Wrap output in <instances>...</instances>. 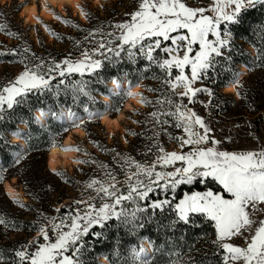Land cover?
<instances>
[{
  "label": "trees",
  "instance_id": "16d2710c",
  "mask_svg": "<svg viewBox=\"0 0 264 264\" xmlns=\"http://www.w3.org/2000/svg\"><path fill=\"white\" fill-rule=\"evenodd\" d=\"M102 1L112 2V7L108 8L111 15L116 16L118 19H128L129 21L130 17L126 14L136 10L139 2V0H130L131 6L119 9L117 7L118 0ZM210 1L211 0H182V2L189 7H199L203 9H205L206 2ZM102 8L107 9L105 5L102 6ZM19 12L20 5L16 0H12L8 5L0 2V35L3 37L0 38V53H2V55H0V66L6 63L20 64L26 67L38 64L40 65L39 69H41L44 74H47L48 69L53 66V62L60 63L61 69H63L66 67V65L62 63L65 59L72 62L83 61L82 59L72 60L73 56H69L65 52H53V50L45 46L43 42L37 47L35 42L30 40L26 31L27 29L22 28V31L25 33L14 31L11 26L15 19L18 20ZM95 12L94 15H91L86 11L87 23L78 22L81 28H74L68 25L70 28L67 34L63 32L51 34L54 41L75 42L81 40L84 34L92 36L90 32L97 28L98 25L102 24L111 28L109 25L115 24V20L111 22L112 24H103V20L100 22L102 18L99 15V10H95ZM204 14L213 17L206 10ZM224 23L227 22H222L220 26V29L223 31H225ZM227 31L231 34L229 46L224 48L223 56L216 57L217 64L215 71H210L208 73V78H205V84L212 90L215 96H220L225 102H235L239 108H244L246 107L245 105H248V107L251 108L250 113L252 115L257 113L256 120L264 121V102L257 104H252L250 102L249 99L250 97L252 98L254 89H250L249 85H244L243 81L246 79L244 76L239 80L238 84L237 92L239 94V102L232 96L220 92L223 86L226 88L230 84H234L231 80L238 66H241L247 69L246 75L254 76V81L257 84L256 88L259 89V92L264 96V4H257L254 8H248L242 11L236 23H228ZM8 39L11 40L10 43H8ZM111 39L112 44H107L106 46L112 47L114 49L113 52L109 53L106 47L105 49H101L99 53L92 54L91 59L102 61V67L100 69H96L94 72H85L83 76H81L80 73H71L66 74L65 77H60L56 73H52L55 79L50 81V89H45L43 91L34 90L26 94V96L22 98V102L15 104L11 109H8L6 104L4 105L5 110L2 113L3 119H0V170H3L4 177L22 178L24 173L21 168L22 166L16 165L15 161H12V153L18 154L19 151L17 149L20 145L22 146V143L25 145L23 148H25L26 153L47 151L50 147L53 148L56 147L55 145H60L62 138L67 133V129L71 127L68 124H64L67 122L61 123L58 120L62 117L59 115L64 110H71L75 113V117L77 115L84 116L86 113H93L100 110V108L104 106V102L98 95H108V83L110 84L114 79L117 84L125 81L123 83L128 85L138 83L140 78L147 80V83L141 85L143 88L148 89L158 96V98H153L155 102L154 107L158 109L161 108L159 106L165 105L166 108L170 109V112L175 113L174 103L171 102L170 104L164 102L165 99L170 97L173 93L168 88H164V86H166L164 81L172 76L170 77L167 75L168 71L166 69L159 67L162 60L167 58V53H164L162 49L170 45L171 42L163 41L162 48L153 52L154 61H149L141 56L139 53V46L136 49H132L134 58L130 59L127 50L128 46H124V50L121 51L119 48L115 47L118 41L113 38ZM83 43L81 44L82 46ZM13 50L15 54H13ZM116 51H120L119 56L115 55ZM101 52H103V55H101ZM105 56L110 59H105ZM229 57L230 59H228ZM61 79L64 80V84L59 83ZM4 80H6V77L0 79V87ZM80 81L86 82V91L89 92L88 96L73 91V85ZM123 83H121V85ZM123 88L124 87H122V89ZM121 90L116 93L112 92L114 94L109 97L111 106L108 105L110 106L108 115L111 116V118H114L113 116L116 117L117 113L121 110L122 103L127 98L125 91ZM225 106L226 104H219L216 108L212 109L215 112L219 110L220 112L217 111L219 113H228ZM85 108H87V111H85ZM36 110L45 111L47 113L44 115L46 116V121L43 124H37L38 121L37 119L35 120L34 116ZM37 113H39V111H37ZM53 113L55 115H53ZM114 113L116 115H112ZM169 116L173 117L174 121L167 120L168 123H166L165 130L163 131V135H165L163 139L166 140V145L170 141H175L171 135V129L174 130L178 122L176 115ZM84 122L93 123L94 120L90 118L85 119ZM20 125L24 126L25 132ZM84 130L87 131L86 128H84ZM17 131H20V137L19 134L13 136L18 137L19 141H11V135ZM142 131L139 132L137 129L133 130L132 134L133 137L136 138V141L133 142L130 140L132 146L128 153L133 155L135 160L144 159L146 161H151L159 143L151 145L149 142L151 138L147 140L139 138V134H141ZM48 132H52V134L48 136ZM146 132L148 133L149 129H147ZM147 147H149L148 152H140ZM95 171L96 170L92 171L93 175ZM113 172H115L118 178L124 176V172L122 171L117 172L114 170L111 171V174ZM1 182L2 181H0V184H2ZM72 182L69 181V185H72ZM131 183L135 184L132 181ZM36 184V182L31 183L32 186ZM82 184L84 183L82 182L80 185ZM206 188H211L214 191H221L216 183L209 181L207 185L199 183L193 185H179L175 192H173L171 188H168L167 191H165L164 188H156L155 191L149 193L145 200H140L133 194L132 200H125L120 204V208L126 210L128 213L126 217L117 219L116 216H112L110 219L103 222V226L100 224L92 225L89 228V232L78 242L77 247L83 244L79 256L81 264H97L96 257L98 254H102L103 260L105 259L109 264H141V260L143 259L147 260V264H222L224 250L213 244V241L216 239L214 222L201 214H194L191 217L190 224H185L178 220L174 210L175 203L184 193H189L194 190L201 191ZM23 190L29 201H31V204L25 202V205L29 206L33 213L36 210L40 211L45 205L44 202L46 203L45 200H47V198L40 195L37 196L36 194H38V192H35L36 190L33 191V188L30 189L28 186H24ZM128 191V186L122 187L119 193H128ZM165 198L172 201V207L166 206L163 211L150 207L154 201L163 200ZM73 200L74 197L63 202L62 195L59 196L56 200V202L60 204L59 214L85 216L86 213H92L95 215L96 211L103 203L112 202L110 198L103 197V199H101V196L96 194L91 200L93 203L91 209L82 214H77L73 208ZM137 208H144L145 211L143 213L137 212L136 217L133 218L131 213ZM67 221L68 226L64 228V231L69 230L71 221L69 219H67ZM20 223L21 224L14 231L20 233L21 237L7 240L4 244L0 245V256L4 257L0 262L14 264V261L18 259L15 256V251L22 249L35 238L39 237L40 243H45L41 234L42 224L40 222L32 223L29 220H22ZM78 223L83 227L87 221L79 220ZM95 233H99L100 235L97 236ZM143 237H145L153 247V252L151 256L147 258L141 255L140 259H137L134 254L130 253L128 247L134 246L137 248L139 240ZM56 238L57 236L53 238L52 234H50L51 242H55ZM30 250L35 251V248ZM73 252L74 249L70 248L65 255L72 256ZM136 252H139V250Z\"/></svg>",
  "mask_w": 264,
  "mask_h": 264
},
{
  "label": "snow or ice",
  "instance_id": "6c2138e0",
  "mask_svg": "<svg viewBox=\"0 0 264 264\" xmlns=\"http://www.w3.org/2000/svg\"><path fill=\"white\" fill-rule=\"evenodd\" d=\"M257 4H264V0H222V4L214 9L215 16L210 17L204 14L205 9L189 7L182 0H139L136 10L126 14L130 17V22L125 20L112 25L119 30V35L116 32L107 35L118 41L115 47L121 51L124 50V46H128L130 59L134 58L132 49L139 46V51L143 53L146 47L149 61H154L153 52L162 48V41H170L171 46L174 47H164L163 52L172 51L177 54L163 59L159 67L166 69L170 77L173 68L179 70L180 74L175 76V80L183 84L185 89L180 95L188 97L189 103H192L197 93L205 92L210 97L214 95L212 90L206 87L192 88L191 83L201 78H208V73L215 71L216 57L223 56L222 50L229 46V40L221 37L222 22H227L224 23V35L228 36L230 35L227 31L228 23H236L242 11L254 8ZM228 6H232L230 11L226 10ZM85 15L87 16V13ZM56 18L61 19L59 16ZM64 22L68 23L69 21L65 20ZM180 30H186V32ZM209 34L214 36L215 40H210ZM107 44L111 45L112 40H108ZM197 44L199 50L196 51L194 57L190 56L193 45ZM106 47L105 43L99 44V49ZM182 48L184 51L180 55L179 52ZM107 51L111 53L114 49L107 47ZM13 54H15L14 50ZM115 55L119 56L120 51H116ZM84 56L85 60L83 61L63 60L62 63L66 65L63 69H61L60 63L53 62V66L48 69L47 74L29 70L22 72L14 84L3 89V93H7V95L0 93V119H3L2 113L5 110V104L8 109H11L15 104L21 103L26 94L34 90L50 89V81L55 79L52 73H56L60 77L71 73H80L83 76L85 72H94L102 67L101 60L91 59L87 52L84 53ZM104 58L110 59L107 56ZM185 66L191 67L190 79L184 74ZM168 82L171 83L170 80ZM231 82L239 84L238 74L234 73ZM59 83L64 84V80L61 79ZM113 83H116L115 79ZM172 87L175 88L176 85L172 84ZM73 91L85 96L89 95L84 81L73 85ZM177 114L178 122L175 126L182 128L183 132L187 134V138L175 137L174 139L180 141L181 149L191 146L189 151L164 152L163 148H159L158 151L164 152V155H157V159L153 163L142 166L133 161L138 172L127 177L129 191L126 196L120 195L115 183H110L108 187H105L100 181H91L88 187L92 188L99 184L100 186L96 189L97 194L101 196V199L109 197L112 202L103 203L95 215L92 213H86L85 216L69 214L67 217L71 221L69 230L60 231L59 229L62 227L60 224L53 226L52 230L56 231L57 236L55 242H51L48 232L41 229L45 243H40L38 237L22 249L16 250L15 256L18 259L14 261V264H81L79 256L83 244L77 247L78 242L89 232L92 225L103 226V222L112 216H116L117 219L126 217L128 215L126 210L122 209L120 212L115 210L122 201L132 200L133 194L140 200H145L149 193L155 191L156 188H164L165 191L171 188L175 192L179 185L195 183L207 185L209 181L216 183L221 191L216 192L207 188L203 192L186 193L179 203L174 205L178 220L190 224L194 214H201L214 221L216 239L213 244L224 250L223 264H264V219L257 221L253 218V214L258 210L257 206L264 205V149L237 153L221 151L214 147H203L201 145L207 144L209 141L214 145L219 144L220 141L209 136L211 129L205 124L202 117L190 109L185 113L181 111V106L177 105L175 113L168 112L164 115ZM42 115L45 113L42 112ZM53 115L55 114L53 113ZM151 116L157 123H168L167 120L161 121L155 112L151 113ZM67 117L69 120H73L75 113L68 110ZM18 134L14 133V135ZM177 161L182 162L183 166L176 167L174 171H155L157 164L164 167L174 165ZM16 163H19V158ZM134 177L135 184H132L131 181ZM4 178L3 170H0V181ZM109 178L115 181V177L110 174ZM166 206H173L172 201L167 198L154 201L150 207L163 211ZM21 207L25 206L21 205ZM144 211V208H137L131 213V216L135 218L137 212L143 213ZM79 220H86L87 223L81 227L78 223ZM5 223V220L0 219V225ZM95 235L100 234L95 233ZM234 237L242 238L246 246L241 247L231 242H225ZM32 248H35V251H31ZM70 248L74 249L73 255H65ZM145 251L144 248H141L139 252H135L136 258L140 259L141 254ZM3 259L4 257L0 256V260ZM141 264H147V260H141Z\"/></svg>",
  "mask_w": 264,
  "mask_h": 264
},
{
  "label": "rangeland",
  "instance_id": "374dc122",
  "mask_svg": "<svg viewBox=\"0 0 264 264\" xmlns=\"http://www.w3.org/2000/svg\"><path fill=\"white\" fill-rule=\"evenodd\" d=\"M2 4H10L12 0H0ZM16 2L20 5V12L18 20L15 19L11 28L16 32H24L23 29H27V34L29 35L30 40L34 41L37 47L41 42L48 48L52 49L53 52H65L69 56H73L72 60L82 59L85 60L84 53L87 52L92 57V54L99 53L101 49H99L100 43H105L107 45L108 40L112 37L108 36V33L116 32L119 35V30L115 29L111 22L115 20V23H119L120 21H125L122 19H118L116 16L111 15L108 8H111L112 2L110 1H102L98 0V2H94V0H80L76 7H71L68 4H64L62 8H56L55 6H49V12L51 13V18H45L41 16L39 13L34 14V20L29 23L25 21L24 16H26L27 12L23 10V8L29 7L30 5H35L37 11L40 9V0H16ZM117 7L119 9L131 6L130 0H118ZM114 3V2H113ZM222 4V0H211L210 2H206L205 10L209 12L213 17L215 16L214 9ZM107 7V9H103L102 6ZM232 6H228L226 8L227 11L231 10ZM199 8V7H196ZM95 10H99V15L102 19L103 24H112L109 25L111 28L106 27L105 25H98L90 33L92 36H88V34H84L81 40H77L75 42H57L54 41L51 34L63 32L67 34L69 32V26L74 28H81L78 24L87 23L86 20V11L91 15H94ZM80 13L83 16L80 17ZM59 16L61 19H57ZM115 18V19H114ZM117 18V19H116ZM69 21L65 23V20ZM128 20V19H126ZM129 21V20H128ZM130 22V21H129ZM69 25V26H68ZM68 26V27H67ZM106 27V28H105ZM181 32H186V30H180ZM74 32V31H73ZM102 32V33H99ZM25 33V32H24ZM221 37L228 39L230 41L231 34L228 36L224 35V31L220 29ZM105 34V35H104ZM0 38H3L0 35ZM210 40H215V37L209 34ZM112 40V39H111ZM11 40L8 39V43ZM84 42V43H83ZM163 42V41H162ZM166 42V41H165ZM83 43V46L81 45ZM151 43V41H149ZM166 47H174L167 45ZM99 49V50H97ZM199 50V45H193V51L190 53V56H195L196 51ZM184 49L182 48L179 52L180 55L183 54ZM224 51V49L222 50ZM147 48L143 53L139 51L141 56L147 59ZM176 52L170 51L167 53V58H170L172 55H176ZM160 55V54H159ZM163 61V60H162ZM40 65L36 64L35 66L26 67L20 64H9L6 63L0 66V79L6 77V80L2 83L0 87V93H3V89L5 87H9L15 83L16 78L25 70L36 71L38 73L44 74L41 69H39ZM247 69L241 68L238 66L236 74H238V81L244 76L246 79L243 81L244 85H249L250 89H254L252 93V98L250 97V102L252 104L262 103L264 102V96L259 92V89L256 87L255 78L252 75H246ZM179 70L173 68L172 69V77L167 78L164 83L166 86L164 88H168L173 93L170 97L166 98L164 102L169 103L171 101L174 103V111H176V106H181V111L187 113L190 109L194 111L197 115L202 117L205 124L211 129L209 133L210 137H214L216 140H219V144H212L210 141L207 144H202L203 147H214L221 151H229V152H246V151H260L264 149V121H259L257 119V113L252 115L250 113L251 108L248 105L246 107L239 108L235 102L228 101L225 102L220 96H209L208 93L202 92L197 93L193 98L192 103H189L188 97L181 96L185 89L183 84L178 83L175 80V76L179 75ZM184 74L191 78V67L185 66ZM169 76V73L167 74ZM171 81L169 83L168 81ZM233 80V79H232ZM231 80V81H232ZM125 82V81H123ZM123 82H119L120 84ZM148 81L140 78L138 83L134 85H138V89L134 94L130 92V89L133 88L134 85L124 86L122 89L125 93L130 92L129 98L122 103L121 110L112 115L118 116V114L123 112V116L119 118L118 124H103L100 119V115L104 112L107 103L103 101L100 95L99 98L104 102V106L93 113H86L84 116L77 115L71 120V123L68 124L71 127L67 129L66 135L62 138L59 148H65V144L63 139L69 134L71 141H69V148L73 150L74 156H72L68 161L62 160L58 161L55 166L51 169L48 166L49 154L47 151L35 152V153H26L25 148L21 145L18 147V154L12 153V161H15L16 165L22 166V170L24 171L22 178L18 177H5L2 180V184H0V219L6 221L5 224L0 225V245L4 244L7 240L18 239L21 237V234L17 231H14L21 224L22 220H29L30 222H40L42 224V228L48 232L49 237L52 234L53 238L56 236V231H53V226L55 224L62 225L60 231H64V228L68 226L67 217L68 214H59L57 209H59L60 204L56 202L57 198L62 195L63 202L68 201L74 197V205L73 208L77 214H82L87 210L91 209L89 205L93 206L92 199L97 194L96 189L100 186L94 185L92 188L88 187V184L97 180L104 184L105 187H108L110 183H115L118 190L122 187H127V177L132 176L134 172H138L135 167V163H139L143 165H149L156 161L157 155H164V152H187L190 150L191 146H185L184 149L180 147V141H170L166 145V140L163 139L165 135H163V131L165 130L166 124L157 123L151 113L155 112L159 116L161 121L164 120H173V117L169 115H164L165 113L170 112V109L166 108L165 105L159 106L161 108H155V102L153 98H158V96L148 89L142 87L141 84L147 83ZM137 84V85H136ZM172 84H175L176 87L173 88ZM19 86V85H17ZM134 86V87H135ZM192 88H201L206 87L210 89L205 84V78H201L191 83ZM108 95L109 97L114 94L110 90V86L108 83ZM121 90V91H122ZM129 90V91H128ZM211 90V89H210ZM238 85L236 83L233 84V88L229 91L224 88V86L220 89V92L228 94L232 96L237 102H239V94L237 92ZM116 93V92H115ZM7 95V93H3ZM126 95V94H125ZM127 94L126 96H128ZM134 98V99H133ZM143 98V99H142ZM132 99V100H130ZM130 101L131 108L125 109V102ZM147 102V103H146ZM171 104V103H170ZM169 104V105H170ZM176 104V105H175ZM219 104H226V108L228 113H219V110L216 112L212 108H216ZM7 106V105H6ZM214 106V107H212ZM37 111L39 113H45V111L36 110L34 112L35 120L37 119ZM219 111V112H217ZM66 110L62 113V118L67 116ZM238 113V114H237ZM240 113V114H239ZM58 116V117H59ZM109 116V115H108ZM177 120H178V114ZM57 117V118H58ZM111 117V116H109ZM115 117V116H113ZM56 118V120H57ZM93 119V123L84 122L85 119ZM58 121V120H57ZM83 121V124H81ZM37 123V121H36ZM39 124V123H37ZM23 131L25 132L24 126H21ZM79 127L80 129L86 128L83 134L73 131L74 128ZM84 127V128H83ZM142 131L139 134V138H144L145 140L150 139L149 142L151 145L158 144L157 150H155V155L151 161L135 160L133 155L129 152L131 149V141H136V138L133 137V130ZM147 129L149 132L147 133ZM198 129V126H197ZM171 135L173 138L175 137H183L187 138V134L183 132L182 128L171 129ZM199 130V129H198ZM202 131V130H200ZM20 137V131H17ZM48 136L52 134V132L47 133ZM11 135V140L13 141V136ZM151 136V137H150ZM134 139V140H133ZM131 140V141H130ZM139 141V140H138ZM97 145V146H96ZM163 148L164 152H159L158 149ZM148 152L149 147L143 149L140 152ZM17 152V151H16ZM139 152V153H140ZM17 158H19V163H16ZM130 158V159H129ZM144 158V157H143ZM65 161V162H64ZM74 161V162H73ZM83 161V162H82ZM133 161L135 163H133ZM183 163L177 161L174 165H167L161 167L160 164L156 165L155 171L167 172L174 171L176 167H182ZM16 168V167H15ZM15 170V169H14ZM94 175L92 174V171ZM116 170L117 172H124V176L118 178L115 172L111 174V171ZM109 174L115 177V181H112L109 178ZM90 178V179H89ZM143 178V177H142ZM154 179V177H153ZM73 180V182H72ZM69 181L73 184L69 185ZM8 182L15 190V194L13 196H9L3 185V183ZM32 182H36V185H31ZM84 183L80 185L81 183ZM132 182L135 183V177ZM30 184V185H27ZM28 186V188H33V191L38 192L37 196H42L47 198L46 203L44 202L43 208L39 211L36 210L34 213L30 209L29 206L25 205V202L31 204L28 197L25 195L23 187ZM206 189L198 191L203 192ZM194 190L192 192H195ZM214 191V190H213ZM220 192V191H216ZM191 192L187 193L190 194ZM34 194V193H33ZM186 193L176 202L184 197ZM120 195H128V193H121ZM109 198V197H107ZM49 201V202H48ZM175 203V204H176ZM24 205L25 207H21ZM257 211L253 214V218L257 221L264 219V205H258ZM122 209L120 205H117L116 212H120ZM33 215V216H32ZM67 216V217H66ZM214 222V221H213ZM51 240V239H50ZM235 245L244 247L245 241L240 237H234L230 241ZM144 248L146 251L143 254L145 258L151 256L153 252V247L149 244L145 237L139 240L138 247L129 246L128 250L130 253L135 255L137 250ZM114 252V251H113ZM1 254V252H0ZM103 255L98 254L96 257L97 264H104ZM0 264H7L5 262H0ZM109 264V263H108ZM223 264V262H222Z\"/></svg>",
  "mask_w": 264,
  "mask_h": 264
},
{
  "label": "bare ground",
  "instance_id": "6f19581e",
  "mask_svg": "<svg viewBox=\"0 0 264 264\" xmlns=\"http://www.w3.org/2000/svg\"><path fill=\"white\" fill-rule=\"evenodd\" d=\"M80 0H40V9L37 11V8L35 5H30L29 7H24L23 10H25L27 12L26 16H24V19L26 22L29 21L32 22L34 20V14H37L39 13L41 16L45 17V18H51V13L49 12V6H55L56 8H62V6L64 4H68L70 5L71 7H76V5L79 3ZM94 2H98V0H95ZM83 16L82 13H80V17ZM241 68H244V67H241ZM110 86V90L112 92H117L119 90L122 89V87L126 86V83H123L122 85L121 84H117V83H113V82H110L109 84ZM233 88V84H230L229 86H227L225 89L226 90H231ZM138 89V86H135L133 88L130 89V92L132 94H134L136 92V90ZM102 99L105 103H107V105H110V98L108 95H104L102 96ZM134 99V98H133ZM132 100V99H130ZM131 108V103L130 101H126L125 102V109L128 110ZM109 110V106L106 107V109L104 110V112H107ZM123 116V112L119 113L117 117H114V118H111L108 116L107 113H103L102 115H100V119H101V122L103 124H118L119 122V118H121ZM59 121L61 122H67L69 123L71 120L68 119L67 116H65V118H59L58 119ZM37 121L39 124H43L45 121H46V116L40 114V113H37ZM73 131L75 132H78L80 134H83L84 131L80 128H74ZM70 135L68 134L64 139H63V142L65 144V148H59V147H53L49 150L48 154H49V159H48V167L49 168H53L55 166V164L58 162V161H62V160H69L72 156H74V153H73V150H71V148H69L68 144H69V141H71L70 139ZM13 141L14 142H17L19 141L18 137L14 136L13 137ZM25 145L22 143V147H24ZM65 162V161H64ZM74 162V161H73ZM4 188H5V191L6 193L9 195V196H13L16 192V190L8 183H4ZM144 253H142L141 255H143ZM104 264H108V262L104 259Z\"/></svg>",
  "mask_w": 264,
  "mask_h": 264
},
{
  "label": "water",
  "instance_id": "95a60500",
  "mask_svg": "<svg viewBox=\"0 0 264 264\" xmlns=\"http://www.w3.org/2000/svg\"><path fill=\"white\" fill-rule=\"evenodd\" d=\"M129 91V90H128ZM128 93H130V92H128ZM129 96H130V94L127 96V98H129ZM12 141V140H11ZM4 184V183H3ZM4 186V185H3Z\"/></svg>",
  "mask_w": 264,
  "mask_h": 264
}]
</instances>
